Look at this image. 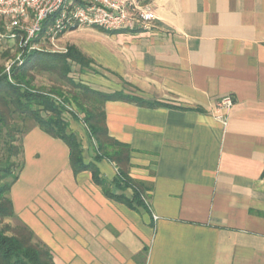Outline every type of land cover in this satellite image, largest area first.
I'll list each match as a JSON object with an SVG mask.
<instances>
[{"label": "crops", "instance_id": "1", "mask_svg": "<svg viewBox=\"0 0 264 264\" xmlns=\"http://www.w3.org/2000/svg\"><path fill=\"white\" fill-rule=\"evenodd\" d=\"M150 3L149 31L98 29V47L85 50L101 70L91 89L125 98L103 111L109 137L129 147L142 203L108 198L34 124L7 223L26 227L54 264H264V0ZM224 97L226 123L216 119ZM70 129L84 164L131 202L130 188L113 187L116 167L94 161L81 125Z\"/></svg>", "mask_w": 264, "mask_h": 264}, {"label": "trees", "instance_id": "2", "mask_svg": "<svg viewBox=\"0 0 264 264\" xmlns=\"http://www.w3.org/2000/svg\"><path fill=\"white\" fill-rule=\"evenodd\" d=\"M71 64L82 68L89 67L87 60L75 48H69L65 54H48L32 51L22 59L20 65H14L9 75L0 70V141L5 157H0V264H54L50 251L24 226H11L7 221L14 217L9 192L16 181L18 172L14 173L16 164L12 158L21 154V145H14V129L10 127L13 116L27 118L51 138L62 141L69 150V164L74 173L89 171L96 184L104 190V194L115 201L123 202L128 206L132 203H142V192L139 185L129 179L130 150L129 147L109 137L103 106L106 102H115L125 99L118 93H102L91 88L75 85L68 78L71 73ZM58 67L60 79L67 80L68 84L76 89L71 95L72 102L83 115L80 121L86 126L90 139L95 143L94 161L107 160L117 170L113 181L116 189L130 188L134 198L131 202L110 193L99 178L94 164L85 165L81 142L75 133L71 132L68 123L63 119L65 109L56 104L52 95L60 97L69 104V98L58 89L43 91L32 86L33 71L53 72ZM127 100V99H126ZM148 107L161 106L160 104L147 105ZM75 121L78 115L72 113Z\"/></svg>", "mask_w": 264, "mask_h": 264}, {"label": "built area", "instance_id": "3", "mask_svg": "<svg viewBox=\"0 0 264 264\" xmlns=\"http://www.w3.org/2000/svg\"><path fill=\"white\" fill-rule=\"evenodd\" d=\"M156 19L150 0H0V22L5 24L7 37L19 36L20 46L27 50L33 49L32 43L40 37L54 40L81 28H97L109 33L149 31ZM6 70L9 75L10 68ZM52 98L65 108V113H72L60 99ZM232 105L230 97L220 99L216 119L226 123L222 111Z\"/></svg>", "mask_w": 264, "mask_h": 264}, {"label": "rangeland", "instance_id": "4", "mask_svg": "<svg viewBox=\"0 0 264 264\" xmlns=\"http://www.w3.org/2000/svg\"><path fill=\"white\" fill-rule=\"evenodd\" d=\"M86 32L90 33L89 36L87 34V36H85ZM99 32L100 30L98 29L81 28L64 35L62 34L56 37L54 40L46 37H40L37 41L32 43L31 46L33 49L27 50L20 46L19 36L15 39H10L7 37L8 34L5 30V24L0 22V35H2V38H0V70H3L4 73H6V69L8 67L11 69L14 65H20V61H22V59L32 51H39L48 54H65L69 48H75L87 60L90 61V64L87 68H82L78 65L71 64V73L69 74L68 78L71 79L75 85L91 88L90 86L95 85V82H90L91 79H97L96 77L99 79L101 70L100 66L96 63V61L90 58L91 56L86 54L85 50L89 49L91 46L98 47V45L94 44V42L99 41ZM59 68L60 67H58L53 72L45 70L31 72L33 77L32 86L43 91H50L51 89L61 90L66 98H69V104L65 103L60 97L54 95L52 96L60 99L63 105H65L67 108H70L72 113L78 115L79 119L78 122L75 121L72 117V113L67 114L65 113V110L63 113V119L68 123L69 130L71 131L70 126L77 122L82 127L84 137L89 139L87 128L80 121V119H83V115L77 110L74 103L72 102L71 95L76 93V89L70 86L67 80L60 79ZM33 125L34 123L30 119L13 116L10 122V127L14 129L15 135V142L13 144L19 147L21 145V139L24 132ZM5 156L6 154L2 150L0 141V157ZM12 161L17 165L16 169H14V173H16L21 163L20 154H18L15 158L13 157Z\"/></svg>", "mask_w": 264, "mask_h": 264}]
</instances>
